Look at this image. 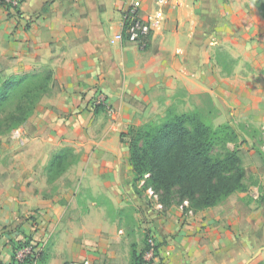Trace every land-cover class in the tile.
<instances>
[{
    "label": "crops",
    "instance_id": "crops-1",
    "mask_svg": "<svg viewBox=\"0 0 264 264\" xmlns=\"http://www.w3.org/2000/svg\"><path fill=\"white\" fill-rule=\"evenodd\" d=\"M132 1L23 0L18 9L0 2V72L44 67L56 82L37 107L40 119L20 126L25 137L0 171V264H13L14 237L34 231L33 239L60 241L55 254L65 261L85 257L89 244L93 257L118 263L110 240H124V209L140 203L126 135L177 91L207 93L228 118L264 123V17L251 0H140L141 14L160 19L144 49L112 41ZM217 50L234 59L232 68ZM64 147L77 160L49 183L65 179L58 192L44 196L47 184L30 178L46 177L42 167ZM189 223L176 235L179 250L164 249L165 264L213 263L208 257L223 243L214 238L217 228L201 216Z\"/></svg>",
    "mask_w": 264,
    "mask_h": 264
},
{
    "label": "rangeland",
    "instance_id": "rangeland-1",
    "mask_svg": "<svg viewBox=\"0 0 264 264\" xmlns=\"http://www.w3.org/2000/svg\"><path fill=\"white\" fill-rule=\"evenodd\" d=\"M257 37L258 35L253 38L256 44L259 43ZM247 43L250 44L251 42L247 41ZM215 55L219 62H223L226 66L232 68L234 59L228 52L217 50ZM45 69L47 68L43 67L34 70V72H41ZM205 94L207 93L189 94L184 90H179L167 103L152 112L148 116V120L141 124L148 121H161L168 109L173 112L191 111L200 108L207 109L209 106L208 97L210 96ZM44 97L37 104L33 114L23 123L27 128L33 126L28 121L31 117H36V120H39L42 116V113L38 111L37 107L44 100ZM215 107L216 111H213L212 116L213 125L217 126L221 123L230 122L237 133L235 141L229 142L224 146H217L215 153L223 154L227 150L234 149L239 151L246 181L250 183L248 190L246 192H236L226 200L220 201L212 207L197 209L189 203L188 198L180 195L177 187L173 188L166 195L163 191H156L151 186L146 185L143 187L144 179L136 181L133 175V189L136 196L140 199V203H131L129 207L124 209L123 215L125 219L122 221L124 240L122 242L117 241L119 238L117 240H110L111 247L113 246L118 255H120L119 262L114 264H135L131 258L130 261L128 258L130 257L131 251L135 249L137 252L144 254L147 249L148 238L150 237H154V242L157 244L156 255L153 259L150 258V263L165 264L163 262L164 258L162 257L164 249L169 254L179 250V245L176 243V235L179 231L190 225L189 222L194 215L196 217L201 216L203 220H210L217 228L213 232L214 238L220 243L223 242L208 257L209 259L207 261L213 262L211 264H253L256 261L264 262V199H262L264 197V173L260 172V167L264 159V123L258 125L254 120L240 121L232 115L230 119L227 115L229 114L228 112L221 110L216 105ZM107 109L110 110L109 108ZM20 126L14 129H6L0 133V171L7 170L12 163L7 160H10L11 153L16 150L13 149L12 145L19 142L22 137H25L21 133ZM15 130L17 133H15ZM126 137L129 147L131 135L128 133ZM260 153L263 155V159L260 158ZM48 163H45V166L42 168H47ZM30 181L37 186L43 183L47 184V187H43L44 196L57 193L59 185H64L66 182L65 179H60L58 183L49 184L48 176L44 177L43 175L31 177ZM31 218L33 219H31L32 222L38 219L34 214L31 215ZM154 223H156L157 228ZM94 224V220L90 223L88 222V225L94 226ZM34 225L35 230H38V224L34 222ZM164 231H167V233L164 234ZM14 233L16 234V232ZM34 233L33 235L29 233L19 240L16 239L17 237H14L15 246L13 248L12 261L14 258V250L20 247L30 237L31 245L34 246V252L29 264H63L64 262L71 264L81 261L83 258L89 259L90 264H112L103 256L93 257L89 253V244H87L88 252H86L85 257L74 255L65 261L64 257L55 254L54 247H62L60 241L54 238L50 240L49 238L47 241L42 242L33 239ZM163 234L165 236L161 237ZM86 237L89 238L88 241L90 242L95 240L91 234H88ZM211 239L207 236L205 239L206 243H210ZM252 258L253 260L250 261Z\"/></svg>",
    "mask_w": 264,
    "mask_h": 264
},
{
    "label": "trees",
    "instance_id": "trees-1",
    "mask_svg": "<svg viewBox=\"0 0 264 264\" xmlns=\"http://www.w3.org/2000/svg\"><path fill=\"white\" fill-rule=\"evenodd\" d=\"M251 1L264 17V0ZM55 86L50 69L18 75L0 72V133L25 123L41 98ZM208 99L207 109L184 112L168 109L161 121H148L128 131L134 180L144 179L143 187L151 186L166 195L177 187L180 195L197 209L212 207L236 192H246L250 186L237 149L215 153L217 146L235 141L237 133L230 122L213 125L216 107ZM260 158L263 159L261 153ZM76 160L77 154L71 147L53 154L46 168L48 181L58 179ZM260 172L264 173V159ZM28 242L29 238L22 245ZM130 258L135 264H143V254L135 249Z\"/></svg>",
    "mask_w": 264,
    "mask_h": 264
},
{
    "label": "built area",
    "instance_id": "built-area-1",
    "mask_svg": "<svg viewBox=\"0 0 264 264\" xmlns=\"http://www.w3.org/2000/svg\"><path fill=\"white\" fill-rule=\"evenodd\" d=\"M0 2L10 9H18L22 4L23 0H0ZM140 0H133L130 6L124 12L123 18V30L116 33L112 41H127L135 43L139 48L144 49L147 46L148 36L151 31L160 23L158 15L154 14H141ZM104 99L97 98L96 105H103ZM108 108V107H107ZM264 129V125H263ZM16 131V130H15ZM17 133V131L15 132ZM155 239L148 238L147 249L143 254V264H151L150 260L156 255L157 244L154 242ZM34 246L29 242L25 243L21 247L14 250L13 264H29L33 258ZM151 258V259H150ZM71 264H90L89 260L83 259L78 262Z\"/></svg>",
    "mask_w": 264,
    "mask_h": 264
},
{
    "label": "water",
    "instance_id": "water-1",
    "mask_svg": "<svg viewBox=\"0 0 264 264\" xmlns=\"http://www.w3.org/2000/svg\"><path fill=\"white\" fill-rule=\"evenodd\" d=\"M259 252H260V251H259ZM254 257H255V256H254ZM254 257H253V258H254ZM253 258H252L250 261H252V260H253ZM247 264H248V263H247Z\"/></svg>",
    "mask_w": 264,
    "mask_h": 264
}]
</instances>
